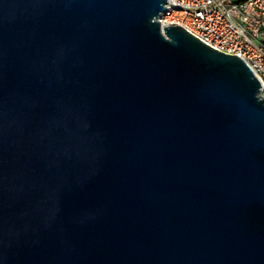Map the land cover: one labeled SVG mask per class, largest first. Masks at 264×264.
I'll use <instances>...</instances> for the list:
<instances>
[{
  "label": "water",
  "instance_id": "1",
  "mask_svg": "<svg viewBox=\"0 0 264 264\" xmlns=\"http://www.w3.org/2000/svg\"><path fill=\"white\" fill-rule=\"evenodd\" d=\"M167 0H0V264H264V99Z\"/></svg>",
  "mask_w": 264,
  "mask_h": 264
},
{
  "label": "built area",
  "instance_id": "2",
  "mask_svg": "<svg viewBox=\"0 0 264 264\" xmlns=\"http://www.w3.org/2000/svg\"><path fill=\"white\" fill-rule=\"evenodd\" d=\"M158 21L241 58L258 78L264 99V0H167Z\"/></svg>",
  "mask_w": 264,
  "mask_h": 264
}]
</instances>
